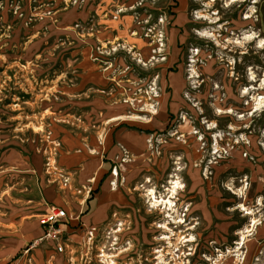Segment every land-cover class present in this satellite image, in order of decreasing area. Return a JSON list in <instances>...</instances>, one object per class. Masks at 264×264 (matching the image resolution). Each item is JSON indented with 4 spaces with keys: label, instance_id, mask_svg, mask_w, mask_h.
<instances>
[{
    "label": "rangeland",
    "instance_id": "1",
    "mask_svg": "<svg viewBox=\"0 0 264 264\" xmlns=\"http://www.w3.org/2000/svg\"><path fill=\"white\" fill-rule=\"evenodd\" d=\"M0 60V118L23 145L58 148V125L119 149L64 264H264V0H0ZM171 177L166 217L143 189L167 197Z\"/></svg>",
    "mask_w": 264,
    "mask_h": 264
},
{
    "label": "crops",
    "instance_id": "2",
    "mask_svg": "<svg viewBox=\"0 0 264 264\" xmlns=\"http://www.w3.org/2000/svg\"><path fill=\"white\" fill-rule=\"evenodd\" d=\"M7 56L14 59L9 61H16V57L5 55ZM87 75L95 77L94 74ZM7 93L12 97L14 95L10 90ZM13 101L0 100V108L7 109L14 104ZM2 121L10 122L9 116L0 118V264H29L28 256L34 264H52L51 261L54 264H64L63 255L55 252L52 242L36 245L29 254H22V251L42 235L40 220L51 206L61 207L67 212V223L63 226L71 236L76 235V230H79L78 223L84 230L96 216L102 215L100 209L105 203L102 201L100 204L97 200L98 187L104 184L105 177L109 174L112 162L110 155L113 153L114 156L119 149L116 146L110 149L112 141L105 139L103 153L100 154V147L98 150L91 145L87 136L73 135L69 128L58 125L56 126L60 130L53 126L48 131L53 142L59 143L58 148L51 145H35L33 148L29 143L23 145V139H18L17 134L10 132L12 123L3 125ZM123 131H117L116 139L119 143L132 150L138 149L141 137ZM54 148L57 171L68 176L71 189H63L57 173L47 175L45 172V157ZM116 170L118 172L117 168ZM78 189H81L80 193L76 192ZM83 211L86 212L81 214ZM17 251L21 256H15Z\"/></svg>",
    "mask_w": 264,
    "mask_h": 264
},
{
    "label": "built area",
    "instance_id": "3",
    "mask_svg": "<svg viewBox=\"0 0 264 264\" xmlns=\"http://www.w3.org/2000/svg\"><path fill=\"white\" fill-rule=\"evenodd\" d=\"M56 146V145H54ZM45 172L47 175L57 173L59 175L58 179L61 180V185L63 189H71V183L67 175L61 171H57L55 166V148L50 151L45 157L44 161ZM87 188V187H86ZM85 190V187H82ZM81 189L76 190L77 193H80ZM89 191L88 188L86 190ZM68 215L67 212L58 206H51L47 212L41 217V224L43 226L42 235L36 240L32 241L24 250L25 254H29V251L34 248L36 245L52 242L54 245L55 251L59 253L65 252L66 254H71L73 252V246L70 239L67 236V233L64 229V226L67 223ZM93 230L88 231V238L91 239ZM101 255V254H100ZM29 257V256H28ZM27 257V263L34 264L31 262V258ZM70 258V256H69ZM71 261V260H70Z\"/></svg>",
    "mask_w": 264,
    "mask_h": 264
},
{
    "label": "bare ground",
    "instance_id": "4",
    "mask_svg": "<svg viewBox=\"0 0 264 264\" xmlns=\"http://www.w3.org/2000/svg\"><path fill=\"white\" fill-rule=\"evenodd\" d=\"M248 16L249 15H245V17H248ZM200 34L203 35V36L207 35L206 32H202ZM244 37L248 38V39H253L254 38V36L252 34H246ZM262 45H263V42H262V40H260L259 41V46H262ZM135 117H139V116H135ZM112 174L113 175L118 174L117 170L115 169L112 172ZM146 180H148V179H146ZM260 181H263V179H260ZM168 183H169V186L166 189L168 190L169 195L167 197L156 196L155 190L153 188L143 189V191L145 192V196L148 198V202H150L152 206H156L157 207V206L163 205L162 207L167 211L166 217H170V215H171L170 211L174 210L173 207L175 206V203L172 201V198L174 197L173 195L176 193V191L181 190L184 187V185L182 184V182L180 181V179L178 177H171L170 180L168 181ZM261 186H262V184L260 182L259 183V187L261 188ZM237 194H242V191L238 190ZM256 204L257 205H262V199H261L260 196L258 197ZM238 207H240L244 211L245 215L250 216L249 224L246 227L245 231L246 232L252 231V229L257 224L256 223V219L254 217V213H255L254 209H252L250 207L248 208L244 204H240ZM169 220H171V219H169ZM158 227H162V228H164L167 231L170 229L167 226V223H164V222H163V224H159ZM170 231L172 232L171 229H170ZM245 231H241L240 232V241L236 242L238 246H239V244H243L244 243V238H245L244 232ZM170 235H173V233H171ZM162 239H171V236H162ZM191 239H192V237L185 239V241H191ZM168 243H171V242H168ZM101 256H102V258L105 256V253L103 251H102Z\"/></svg>",
    "mask_w": 264,
    "mask_h": 264
}]
</instances>
